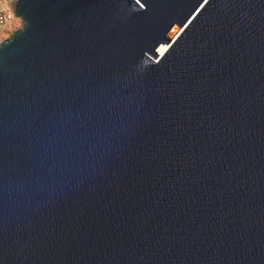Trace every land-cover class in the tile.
<instances>
[{
	"label": "water",
	"instance_id": "95a60500",
	"mask_svg": "<svg viewBox=\"0 0 264 264\" xmlns=\"http://www.w3.org/2000/svg\"><path fill=\"white\" fill-rule=\"evenodd\" d=\"M15 10L0 264H264V0Z\"/></svg>",
	"mask_w": 264,
	"mask_h": 264
},
{
	"label": "clouds",
	"instance_id": "9594fccd",
	"mask_svg": "<svg viewBox=\"0 0 264 264\" xmlns=\"http://www.w3.org/2000/svg\"><path fill=\"white\" fill-rule=\"evenodd\" d=\"M17 3L18 0H0V12L5 13L9 18H14L16 27L21 29L24 26V21L21 17L16 15L15 6ZM6 38L10 39V37H7L5 34H0V44H2Z\"/></svg>",
	"mask_w": 264,
	"mask_h": 264
},
{
	"label": "rangeland",
	"instance_id": "374dc122",
	"mask_svg": "<svg viewBox=\"0 0 264 264\" xmlns=\"http://www.w3.org/2000/svg\"><path fill=\"white\" fill-rule=\"evenodd\" d=\"M18 28L16 27L15 20L7 23L0 31V34H5L7 37H10Z\"/></svg>",
	"mask_w": 264,
	"mask_h": 264
},
{
	"label": "built area",
	"instance_id": "2783aa9c",
	"mask_svg": "<svg viewBox=\"0 0 264 264\" xmlns=\"http://www.w3.org/2000/svg\"><path fill=\"white\" fill-rule=\"evenodd\" d=\"M14 18H9L5 13L0 12V31L9 22L14 21Z\"/></svg>",
	"mask_w": 264,
	"mask_h": 264
},
{
	"label": "bare ground",
	"instance_id": "6f19581e",
	"mask_svg": "<svg viewBox=\"0 0 264 264\" xmlns=\"http://www.w3.org/2000/svg\"><path fill=\"white\" fill-rule=\"evenodd\" d=\"M181 33V30H179L177 33H176V35L172 38V39H175L179 34ZM167 45H166V47L161 51V53L158 55L159 57L160 56H162L165 52H166V50H167Z\"/></svg>",
	"mask_w": 264,
	"mask_h": 264
}]
</instances>
